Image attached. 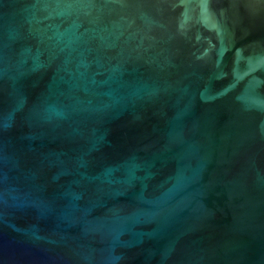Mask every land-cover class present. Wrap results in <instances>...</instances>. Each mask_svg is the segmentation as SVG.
Listing matches in <instances>:
<instances>
[{"label": "water", "instance_id": "95a60500", "mask_svg": "<svg viewBox=\"0 0 264 264\" xmlns=\"http://www.w3.org/2000/svg\"><path fill=\"white\" fill-rule=\"evenodd\" d=\"M0 264H264V0H0Z\"/></svg>", "mask_w": 264, "mask_h": 264}]
</instances>
